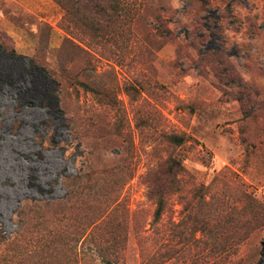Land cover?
Listing matches in <instances>:
<instances>
[{"label": "rangeland", "instance_id": "374dc122", "mask_svg": "<svg viewBox=\"0 0 264 264\" xmlns=\"http://www.w3.org/2000/svg\"><path fill=\"white\" fill-rule=\"evenodd\" d=\"M38 1L0 0V264H264V0Z\"/></svg>", "mask_w": 264, "mask_h": 264}, {"label": "trees", "instance_id": "16d2710c", "mask_svg": "<svg viewBox=\"0 0 264 264\" xmlns=\"http://www.w3.org/2000/svg\"><path fill=\"white\" fill-rule=\"evenodd\" d=\"M58 1L61 4V6H63L65 8V10H66V12L68 14V6H67V4H65L63 2V0H58ZM76 1H79V0H76ZM86 2H90V0H86ZM112 4L114 5L113 2H112ZM112 4L110 6H113ZM1 32H4V31H1ZM11 52L13 54L16 53L15 52V48H13L11 50ZM52 96H53V98L55 100L54 101V107L58 108L57 98L54 95H52ZM172 138H173V141L176 142L177 144H182L183 143V137H181V136H172ZM168 165H169L168 166V170H167L168 175H172L173 181L174 180L176 181V177H177L178 173H180L183 170V164L178 159H171V160H169ZM169 184H170V182L168 183V185ZM196 185L198 186V189H201L204 186V184L202 182H198ZM149 195L155 201V209H154V212H153V219H152V223L154 224L160 218V215H161V213H162V211L164 209L165 201H164V198H162V193L158 189L156 183H153V184L150 185V187H149ZM3 258H5V257L4 256H1L0 257V263H3L4 262V261H2ZM109 263H111V262H109Z\"/></svg>", "mask_w": 264, "mask_h": 264}, {"label": "crops", "instance_id": "0c3cea01", "mask_svg": "<svg viewBox=\"0 0 264 264\" xmlns=\"http://www.w3.org/2000/svg\"><path fill=\"white\" fill-rule=\"evenodd\" d=\"M12 3H14L15 6L19 7L25 12H28L30 14L36 15V13L31 10V4L34 6H40L38 0H10ZM4 9L0 5V30L7 33L11 38H13V41L16 38L18 40H26L27 38L33 39V36L27 33L24 29H22L19 25L15 24L13 21H11L5 14ZM38 19L45 21L42 17H38ZM15 42V41H14ZM16 48V46H15Z\"/></svg>", "mask_w": 264, "mask_h": 264}]
</instances>
